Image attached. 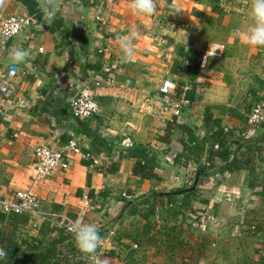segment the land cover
I'll return each instance as SVG.
<instances>
[{
    "label": "crops",
    "instance_id": "0c3cea01",
    "mask_svg": "<svg viewBox=\"0 0 264 264\" xmlns=\"http://www.w3.org/2000/svg\"><path fill=\"white\" fill-rule=\"evenodd\" d=\"M154 5L153 14L135 15L131 0H64L51 19L63 23L64 39L60 30L50 33L51 22L45 24L41 18L15 38L0 42V79L13 65L11 50L29 53L16 65L20 73L14 80L15 93L10 100L0 97V198L29 191L39 200L46 220L60 216L73 224H95L105 264H264V198L260 187H250L251 179L264 173L261 161L254 175L243 169L201 176L189 211L178 208L179 199L172 206L157 199L154 214L145 221L139 217L144 205L131 214L123 201L193 186V163L178 161L182 146L177 131L168 143L160 140L166 123L176 118L177 125L203 138L208 113L231 131L224 145L232 151L251 108L264 98V46H249L242 37L251 23L249 4L154 0ZM0 13L27 15L14 0H0ZM133 32L134 55L123 62L117 37ZM62 41L75 50L78 68L72 73L65 70ZM206 48L219 56L209 57L200 67ZM98 63L100 69L82 81V68ZM194 66L196 72H188ZM104 67L111 73L102 77L98 88V112L82 121L90 132L87 137L68 105ZM164 81L173 84L167 95L160 92ZM18 98L26 102L18 105ZM263 125L258 135L264 133ZM93 136L109 144V157L96 156L106 160L105 166L103 162L89 168L81 158L94 153ZM69 141H75L80 153L67 155L68 168L37 178L34 149L45 145L60 150ZM137 158L150 161L157 178L134 176ZM112 164L114 172H106ZM85 196L91 200L86 206ZM251 221L255 233L246 225ZM45 230L44 220L26 215H11L0 223V233L13 234L16 240L46 241L53 235ZM82 258L90 264L86 254Z\"/></svg>",
    "mask_w": 264,
    "mask_h": 264
},
{
    "label": "trees",
    "instance_id": "16d2710c",
    "mask_svg": "<svg viewBox=\"0 0 264 264\" xmlns=\"http://www.w3.org/2000/svg\"><path fill=\"white\" fill-rule=\"evenodd\" d=\"M14 1L23 6L27 13L25 17H31L36 21V24L41 20L43 14L36 0ZM242 1L249 4V0ZM59 30L61 31V38L64 39L67 36V31L63 28V23L61 20H53L50 24L49 32L54 33ZM59 46V48H64L67 51V65L65 70L72 73L73 70L78 68L74 61L75 50L63 41ZM100 67L101 65L99 63L85 65L81 70L82 81L87 78L90 72L98 70ZM196 68L194 66L187 70L188 72L190 70L196 72ZM259 103H264V98ZM77 124L80 129H83L84 134L90 137V132L86 129L84 123L77 120ZM204 127L207 128L206 133L203 138H200L196 136L193 129L185 125H177L176 118H173L171 122L164 125V135L160 138L162 142L168 143L169 137L173 135L174 131H177L179 136L177 140L182 146V154L181 157H178V161L180 162L183 159L185 163L190 162L195 165L196 171L194 178L200 172L202 173V177H208L214 173H231L243 169L248 170L251 175H254L256 163L259 161L264 163V158L261 157L262 154L264 155V133L261 135L257 133L255 137L244 141L241 135L246 127L239 129L238 135L234 138L236 147L231 151L224 145L226 138L231 136L230 130L221 128L219 122L212 120V117L208 113L204 118ZM92 146L94 153L90 155L89 159L83 161L89 168L92 163V158L98 155L109 157L110 154L109 144L99 136L92 137ZM214 146L217 148L214 149ZM135 156V154L130 153L131 158L134 159ZM105 164L106 162H104V166ZM112 167H114V164L108 166L105 169L106 172H114ZM132 174L145 180L157 178V173L151 166V162L142 158L135 160L132 167ZM250 187L253 189L260 187L261 194L264 198V173L261 177H253L250 181ZM191 188L169 193H152L146 197H139L135 201H125L124 199L123 201L131 214L139 212L137 207L144 205L146 209L140 211L139 217L147 221L155 212V201L157 199L165 200L166 206H172L175 200L179 199L180 204L177 205L178 208L189 211L191 209V200H195L196 198V189L190 190ZM90 196L91 194L88 195L89 198ZM9 216L11 215H5L0 212V223L5 221ZM44 222L48 232L53 235L52 238H48L46 241L37 239L16 240L13 234L4 236L3 233H0V249H3L7 254L4 259H0V264H84L83 254L77 249L73 235L66 233L63 229L56 227L51 222ZM246 225L249 226L248 230L250 229L249 231L251 233L256 232V227L252 221L247 222ZM21 246L23 247L22 249H20Z\"/></svg>",
    "mask_w": 264,
    "mask_h": 264
},
{
    "label": "built area",
    "instance_id": "2783aa9c",
    "mask_svg": "<svg viewBox=\"0 0 264 264\" xmlns=\"http://www.w3.org/2000/svg\"><path fill=\"white\" fill-rule=\"evenodd\" d=\"M92 3L93 0H87ZM96 21L100 25H105V22L96 17ZM36 21L31 17L25 16H8L5 17L0 13V39L1 43H5L31 26H35ZM104 52L103 49H99L98 53ZM219 56V52L214 51L212 48H206L200 58L199 66L204 67L209 57ZM20 69L18 66L10 65L6 69L3 77L0 79V97L4 100H10L16 91L14 80L18 77ZM111 70L109 67H104L101 72L94 76L91 82H87L83 87L75 93L69 102V113L72 118L78 121H85L95 115L98 112V106L96 103V97L98 96V88L102 82V77L110 75ZM104 80V79H103ZM173 88V84L170 81H164L161 85L160 92L167 95ZM26 101L23 98L17 99L18 105H23ZM178 105L173 106V114L177 115ZM264 121V103L255 104L247 115L246 128L241 137L244 141L255 137L258 133L259 126ZM238 135V132H237ZM217 147L214 146V149ZM80 153L78 145L75 141H69L60 150H53L47 146H38L34 149L33 155L35 159V176L37 178L47 176L56 170H66L68 168L67 155ZM82 160H87L90 155L87 153L81 154ZM105 159L94 157L90 167L100 166ZM193 173L191 178L195 176V165H192ZM129 199V197H126ZM84 205L90 204L91 200L85 196L83 197ZM0 212L5 215H26L34 220L48 221L43 217L40 210L39 200L35 195L29 191H19L14 193L11 199L0 198ZM49 221L56 227L63 229L66 233L72 234L73 223L63 217H58L56 220ZM48 221V222H49ZM114 233L109 232L112 236ZM102 243L96 247L94 253L86 254V258L90 264H105L102 261L103 250Z\"/></svg>",
    "mask_w": 264,
    "mask_h": 264
},
{
    "label": "clouds",
    "instance_id": "9594fccd",
    "mask_svg": "<svg viewBox=\"0 0 264 264\" xmlns=\"http://www.w3.org/2000/svg\"><path fill=\"white\" fill-rule=\"evenodd\" d=\"M131 11L135 15H149L156 11L154 0H131ZM248 16L251 21L247 30L242 33L243 42L249 46H264V0H249ZM135 32L117 37L121 60L129 61L134 55L133 37ZM29 55L27 50L14 49L9 53L12 64L22 63ZM73 239L77 249L82 254L94 253L99 241V231L95 224L82 223L77 220L73 227ZM6 252L0 249V259L6 257Z\"/></svg>",
    "mask_w": 264,
    "mask_h": 264
},
{
    "label": "water",
    "instance_id": "95a60500",
    "mask_svg": "<svg viewBox=\"0 0 264 264\" xmlns=\"http://www.w3.org/2000/svg\"><path fill=\"white\" fill-rule=\"evenodd\" d=\"M64 0H40V10L43 11L42 22L49 24L51 19ZM202 176V173H198L194 179L193 186L190 190L194 189L197 185L199 178ZM186 191V190H185Z\"/></svg>",
    "mask_w": 264,
    "mask_h": 264
}]
</instances>
